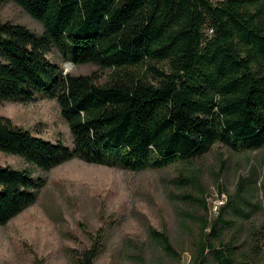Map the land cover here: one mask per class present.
Wrapping results in <instances>:
<instances>
[{"label": "trees", "instance_id": "16d2710c", "mask_svg": "<svg viewBox=\"0 0 264 264\" xmlns=\"http://www.w3.org/2000/svg\"><path fill=\"white\" fill-rule=\"evenodd\" d=\"M3 1L45 33L0 23V101H57L74 147L34 136L0 114L1 153L42 171L79 159L137 172L191 163L216 145L264 148V0ZM54 48L66 62L108 71L109 81L65 74L47 57ZM183 183L200 188L195 178ZM43 186L31 169L0 166V226L35 205ZM193 201L207 208L205 200ZM228 206L238 211L239 201ZM231 224L223 213L206 219L189 264H261L264 232L252 233L251 255H237L235 239L220 240ZM152 232L176 254L165 234ZM98 247L73 257L74 264H95Z\"/></svg>", "mask_w": 264, "mask_h": 264}, {"label": "rangeland", "instance_id": "374dc122", "mask_svg": "<svg viewBox=\"0 0 264 264\" xmlns=\"http://www.w3.org/2000/svg\"><path fill=\"white\" fill-rule=\"evenodd\" d=\"M5 22L24 25L39 36L45 33L20 7L0 0V23ZM47 57L65 74H96L99 84L109 81L108 71L66 62L55 48ZM0 114L34 136L74 147L55 100L37 95L31 102L0 101ZM0 166L31 169L44 181L36 204L0 226V264H74L73 257L96 244L100 250L95 264H189L205 237V220L212 223L222 213L232 224L220 240L235 239L237 255H251L252 233L264 232V148L238 152L216 145L191 163L137 172L79 159L42 171L1 152ZM185 178L197 179L200 188L186 185ZM196 198L205 200L207 208L194 202ZM232 199L239 201L238 211L228 206ZM152 229L169 238L175 255L156 240Z\"/></svg>", "mask_w": 264, "mask_h": 264}, {"label": "built area", "instance_id": "2783aa9c", "mask_svg": "<svg viewBox=\"0 0 264 264\" xmlns=\"http://www.w3.org/2000/svg\"><path fill=\"white\" fill-rule=\"evenodd\" d=\"M208 32H213V30L209 29V30L207 31V36H208Z\"/></svg>", "mask_w": 264, "mask_h": 264}]
</instances>
